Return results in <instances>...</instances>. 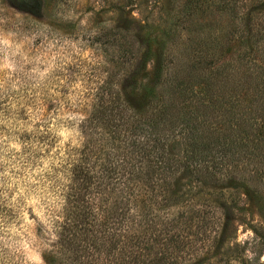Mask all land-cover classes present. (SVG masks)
Here are the masks:
<instances>
[{
    "label": "rangeland",
    "instance_id": "obj_1",
    "mask_svg": "<svg viewBox=\"0 0 264 264\" xmlns=\"http://www.w3.org/2000/svg\"><path fill=\"white\" fill-rule=\"evenodd\" d=\"M188 1L194 0H0V264L71 262L59 254L47 256L44 250L54 239L52 211L60 206L68 153L75 156L88 140L83 166L94 165L98 173L112 159L104 137L81 133V120L95 94L119 92L133 108H145L148 114L152 106L146 93L157 67L175 75L177 60H194L189 53L198 46L192 38L196 31L230 37L231 29L241 28L229 11L214 7L217 0H201L193 19L185 20L192 4ZM248 2L238 0L237 5ZM175 13L185 21L173 27ZM255 22L264 25V15L258 14ZM241 53L238 49L225 57L239 61ZM105 79L111 80L107 89L100 87ZM240 96L243 105L236 111L244 110L242 119L263 121L258 106L264 96ZM189 100L191 104L180 101L177 108L193 109L197 98ZM117 110L115 118L121 119L116 123L122 127L130 112ZM221 121L240 128L231 136L242 134L239 120L218 116L211 124ZM241 141L247 145H239L235 159L228 161L229 177L221 194L196 184L187 188L185 205L173 208L182 215L200 207L210 222L201 228L192 215L176 264H264V150L248 139ZM224 226L225 239L218 246L215 240Z\"/></svg>",
    "mask_w": 264,
    "mask_h": 264
},
{
    "label": "trees",
    "instance_id": "obj_2",
    "mask_svg": "<svg viewBox=\"0 0 264 264\" xmlns=\"http://www.w3.org/2000/svg\"><path fill=\"white\" fill-rule=\"evenodd\" d=\"M200 1L187 2L192 4L185 20L193 19ZM237 1L217 0L214 7L229 11L241 28L231 29L230 37L228 33L211 32L207 37L196 31V39L192 38L199 47L189 53L194 60H177L173 64L179 69L175 75L162 67L154 70V84L146 93L147 105L152 106L150 113H145V108L136 110L116 91L94 95L92 108L81 120V133L93 131L104 137L112 159L107 157L108 163L98 173L94 165L90 169L83 166L88 140L75 156L68 153L60 206L52 211L54 239L44 250L47 256L59 254L71 259V264H176L177 251L186 245L189 235L185 224L194 219L192 215L197 216L194 220L201 228L208 226L210 222L200 207L192 206L190 213L182 215L178 209L173 210L185 205L187 188L200 184L221 194L229 177L228 161L235 159L240 146L247 145L241 140L248 139L264 150V120L244 121V110L236 111L243 105L240 95L264 96V64L255 62L264 63V25L255 22L258 14L264 15V0L241 5ZM172 16L173 27L185 21L177 18V13ZM238 49L242 60L228 61L225 55ZM258 55L260 59L256 60ZM108 86L109 79L100 84L101 88ZM190 98H197L193 109L184 112L177 108L180 101L191 104ZM258 107L264 113V102ZM119 108L130 112L122 127L116 123L121 118H115ZM218 116L239 120L242 134L231 136L240 129L233 124L221 121L212 125V119ZM250 131L255 132L252 137L248 136ZM173 146H177L176 153ZM260 159L264 163V151ZM182 178L187 181L183 183ZM88 187L91 192L86 191ZM125 217L133 227L125 223ZM225 233L224 226L216 245L225 239Z\"/></svg>",
    "mask_w": 264,
    "mask_h": 264
}]
</instances>
